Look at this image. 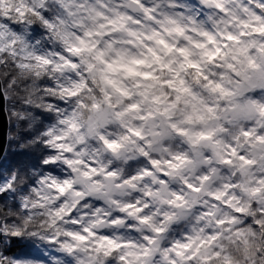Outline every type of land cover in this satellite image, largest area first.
<instances>
[{
  "label": "clouds",
  "instance_id": "obj_1",
  "mask_svg": "<svg viewBox=\"0 0 264 264\" xmlns=\"http://www.w3.org/2000/svg\"><path fill=\"white\" fill-rule=\"evenodd\" d=\"M0 264H264V0H0Z\"/></svg>",
  "mask_w": 264,
  "mask_h": 264
},
{
  "label": "water",
  "instance_id": "obj_2",
  "mask_svg": "<svg viewBox=\"0 0 264 264\" xmlns=\"http://www.w3.org/2000/svg\"><path fill=\"white\" fill-rule=\"evenodd\" d=\"M0 119H2V109H0Z\"/></svg>",
  "mask_w": 264,
  "mask_h": 264
}]
</instances>
